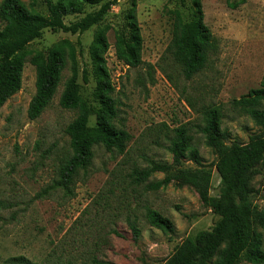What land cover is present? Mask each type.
I'll return each instance as SVG.
<instances>
[{"label": "rangeland", "instance_id": "rangeland-1", "mask_svg": "<svg viewBox=\"0 0 264 264\" xmlns=\"http://www.w3.org/2000/svg\"><path fill=\"white\" fill-rule=\"evenodd\" d=\"M133 1H119L102 21V25L112 27L107 61L116 88L115 125L131 137L125 154L97 147L92 165L80 172L73 193L57 188L58 168L71 154L66 128L77 115L59 105L69 68L63 72L53 101L38 119L28 117L36 93V70L29 62L22 89L0 110V264H11L12 258L19 257L33 264H95L94 260L165 264L177 245L210 231L218 222V216L193 188L170 185L150 191L148 184L162 180L163 174L140 185L134 184L131 174L153 164H172L169 147L174 130L188 125L202 164L213 172L209 195H218L225 163L205 146L197 127L203 124V111L218 106L229 144H247L259 134L254 122L235 111L231 103L264 86V0L244 4H239L241 0H203L212 47L207 66L191 80L183 77L166 50L172 39L170 12L182 9L190 20L192 0H138L143 65L129 69L118 62L114 32L126 31V16ZM235 3L238 6L233 8ZM99 8L86 6L84 14L69 16L65 22H76ZM97 27L76 35L45 30L31 46L47 51L68 39L78 51L82 48L78 57L81 94L94 109L98 107L96 80L88 49ZM84 66L89 71L88 84L81 77ZM95 123L93 116L89 125ZM185 165L197 167L192 161ZM252 187L253 201L264 209V165L258 167ZM148 208L170 219L173 232L150 226L145 216ZM133 223L140 231L137 239L131 230ZM259 232L264 243V231ZM240 264L248 263L242 260Z\"/></svg>", "mask_w": 264, "mask_h": 264}, {"label": "trees", "instance_id": "trees-1", "mask_svg": "<svg viewBox=\"0 0 264 264\" xmlns=\"http://www.w3.org/2000/svg\"><path fill=\"white\" fill-rule=\"evenodd\" d=\"M122 0H3L0 4V110L21 89L27 62L36 70V93L30 103L28 117L38 119L53 101L62 81L63 72L69 68L59 99L62 109L76 112V118L67 126L71 154L66 155L58 168L56 186L66 194H72L81 171L93 163L95 149L125 154L131 137L115 125L118 117L116 88L108 67L107 55L111 49L109 32L111 26L102 25L103 18L112 7ZM137 1L126 16V31H115V56L118 62L129 69L143 65L144 40L137 16ZM203 0H192L193 16L187 20L182 9L171 11L172 39L166 50L169 58L180 67L186 80L201 73L208 64L212 47L211 32L204 21ZM241 0L239 4L246 3ZM184 5V4H183ZM86 6H99L76 22L67 24L65 18L82 15ZM238 6L237 3L233 8ZM183 7V6H182ZM98 26L88 53L96 80L94 109L82 96L79 55L82 48L68 39L53 44L47 51L31 49L32 43L41 38L45 30L72 35L83 34ZM81 47V46H80ZM84 84L89 83L86 66L81 74ZM231 106L235 111L249 117L259 128V134L249 143L229 144V134L222 128L223 114L218 106L203 111V124L197 128L204 144L225 163L217 196L212 190L213 172L202 164L199 150L193 145L194 138L188 125L174 130L169 151L172 164H153L149 168L134 170L131 174L136 185L144 184L156 174L164 178L148 184L150 191H159L174 185L177 188L191 187L196 190L219 220L210 230L187 238L177 245L165 264H264V209L253 201L252 181L259 166L264 165V86L250 90ZM95 116V126L89 125ZM186 161L197 167L190 168ZM146 219L150 226L165 233L173 232V223L159 212L148 208ZM134 238L140 231L131 224ZM117 233V232H115ZM11 264H33L25 257L12 258ZM95 264L101 263L94 260Z\"/></svg>", "mask_w": 264, "mask_h": 264}]
</instances>
